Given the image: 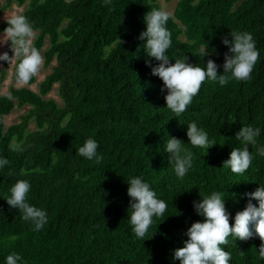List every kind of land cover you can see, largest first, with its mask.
Wrapping results in <instances>:
<instances>
[{
    "label": "trees",
    "instance_id": "16d2710c",
    "mask_svg": "<svg viewBox=\"0 0 264 264\" xmlns=\"http://www.w3.org/2000/svg\"><path fill=\"white\" fill-rule=\"evenodd\" d=\"M13 3L25 5L21 14L33 24L32 44L41 51L47 40L44 66L54 65L37 92L11 86V97L0 94V155L9 160L0 169V264L11 251L27 264H179L173 249L182 246L191 222L203 219L192 205L199 194L221 190L234 215L246 203L240 194L264 182V155L256 145H250L253 161L243 174L223 165L231 147L239 146L235 133L244 124L261 127L257 139L264 145V0H177L167 24L171 58L185 54L191 63H206L198 48L209 44L222 71L228 46L219 37L231 29L252 32L259 49L251 79L204 81L179 116L166 107L163 81L151 74L137 39L144 13L162 7L159 0H4L0 16ZM5 76L3 67L0 86ZM35 81L36 74L27 83ZM55 84L61 103L46 97ZM25 105L19 120L6 126L4 117ZM192 120L217 143L207 150L187 143ZM168 134L193 153L182 179L163 150ZM88 136L99 142L102 161L76 152ZM130 175H142L168 202L169 216L154 219L152 237L140 239L131 230ZM18 178L30 181V202L47 209L48 222L38 231L4 199ZM260 243L259 237H229L223 247L232 253L231 264H264Z\"/></svg>",
    "mask_w": 264,
    "mask_h": 264
},
{
    "label": "clouds",
    "instance_id": "9594fccd",
    "mask_svg": "<svg viewBox=\"0 0 264 264\" xmlns=\"http://www.w3.org/2000/svg\"><path fill=\"white\" fill-rule=\"evenodd\" d=\"M111 2L112 0H105V3ZM171 15L170 10L162 7L148 9L143 15L145 28L139 32L137 39L142 41L145 63L151 66V74L163 81L161 91L164 93L166 107L176 116L185 112L206 80L225 85L230 79H251L252 70L259 59V49L252 32L231 29L229 33L219 37L228 47L223 53L222 71H218L221 66L211 58L209 44L198 48L202 58L208 57L206 63H191L185 54L180 58L170 57L168 49L172 46V33L167 24ZM2 34L7 38L4 42H9L12 55L8 51L0 52V60L10 61L16 57V79L18 82H28L39 71L43 61L40 50L32 44V22L26 15H13ZM153 59L157 63L153 64ZM164 89L167 91L164 92ZM8 95L11 97V93ZM261 131L259 126L242 125L235 133L239 146L231 147L223 165L236 174H243L249 169L253 161L250 145H256V151L264 155V145L258 144L257 139ZM186 136L187 143L206 150L217 143L195 120L188 122ZM163 145L175 175L184 178L193 166L192 151L181 138L169 134ZM14 147L22 150L20 145ZM98 148L99 142L93 136H88L76 152L88 160L100 162L103 160V153ZM8 164V158L0 155V169ZM9 172H12L11 168ZM125 181L130 198L127 210H130L128 219L131 230L137 238L142 239L148 234L152 237L156 232L150 233L154 219L162 218V222L169 216H165L168 202L157 195L156 190L142 175H130ZM30 189L31 183L27 178H18L10 186V194L4 199L11 208L18 209L22 219L38 231L47 224L49 216L46 208L30 202ZM240 195L247 198L245 206L233 215L226 207L225 195L221 190H213L206 195L199 194V199H194L192 205L203 219L191 222L185 229L184 235L187 238L183 240L182 246L173 249L172 260H178L179 264H231L232 253L223 247L228 243L229 237L236 240L259 237L261 243L258 245V254L264 258V182H259L254 190ZM5 264H27V260L20 252L11 251L5 257Z\"/></svg>",
    "mask_w": 264,
    "mask_h": 264
},
{
    "label": "rangeland",
    "instance_id": "374dc122",
    "mask_svg": "<svg viewBox=\"0 0 264 264\" xmlns=\"http://www.w3.org/2000/svg\"><path fill=\"white\" fill-rule=\"evenodd\" d=\"M4 0H0V7L2 5ZM177 0H169L168 2L164 0H159V3L162 5V8H165L167 10H170L171 13H173L174 6L176 4ZM25 5L18 6L15 3L11 5L10 8L5 10L1 16H0V23L6 20H9L13 15L21 14L22 11L24 10ZM35 34V32H34ZM34 36V35H33ZM6 36H3L2 33H0V52L3 51H8L9 50V42H4L6 40ZM33 39V37L31 38ZM48 46V41L46 40V43L42 50L40 51L43 57V61L41 63L39 71L36 73V81L32 84H28L27 82H18L12 80L13 76V66L16 60V57H13L10 61L6 62L3 60H0V70L4 67L6 70V76L5 79L3 80L1 86H0V94H8L9 88L11 86L14 87H20V86H26L34 91L37 92L38 90V83L44 78L46 74H48L51 71V67L54 65V62L51 63L50 66L45 67L44 66V56H43V51L47 48ZM46 97H51L54 98L58 103H61L60 97L58 96L57 93V84H55L52 88V90L48 93ZM29 106L25 105L24 107L17 108L15 107L14 110L6 115L4 117L5 125L8 126L14 122H17L19 120V117L22 113L26 112ZM31 127L33 128V124H31Z\"/></svg>",
    "mask_w": 264,
    "mask_h": 264
}]
</instances>
